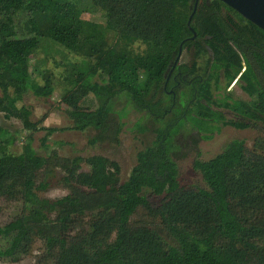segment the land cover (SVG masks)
<instances>
[{
    "label": "trees",
    "instance_id": "16d2710c",
    "mask_svg": "<svg viewBox=\"0 0 264 264\" xmlns=\"http://www.w3.org/2000/svg\"><path fill=\"white\" fill-rule=\"evenodd\" d=\"M80 1L0 0V113L19 121L25 131L39 129L20 105L33 88V73L44 74L29 65L33 47L42 43L93 57L91 51L100 43L95 33L100 27L80 19ZM91 1L121 27L126 44L152 45L153 64L139 79L129 67V55L113 49L96 55L94 67L113 86L104 89L87 78L86 58L64 63L70 89L61 94L60 103L69 129L93 130L92 143L115 139L123 124L112 102L125 99L156 124L153 140L137 154L123 182L118 165L102 156L70 159L61 179L67 194L48 200L36 193L46 187L37 183L45 161L31 139L25 138L19 153H8L14 140L0 127V198L34 208L33 216L23 213L0 229L10 239L0 258L14 260L36 236L43 245L40 264H264V139L259 154L232 140L212 158L193 160L191 167L204 188L181 187L170 159L184 125L197 134L215 130L211 123L221 117L212 107L231 112L245 125L264 126V33L219 0H197L189 23L192 39L186 21L194 0ZM15 16L24 19L26 29L17 37L7 29ZM179 48L190 60H177L176 81L167 80L172 93H165L162 85ZM220 77L225 86L242 82L248 100L215 98ZM155 84L167 95V105L162 99L147 100ZM89 95L93 109L83 105ZM135 127L140 133L147 130L139 123ZM146 194L160 197L155 207ZM138 211L156 223L133 222Z\"/></svg>",
    "mask_w": 264,
    "mask_h": 264
},
{
    "label": "rangeland",
    "instance_id": "374dc122",
    "mask_svg": "<svg viewBox=\"0 0 264 264\" xmlns=\"http://www.w3.org/2000/svg\"><path fill=\"white\" fill-rule=\"evenodd\" d=\"M79 16L82 21L100 27L95 31L96 38L100 43L96 51H91L93 57L75 56L56 47L51 46L49 48L42 43L32 49L29 65L35 66L37 70H43L44 74L41 77L33 73V88L23 95L20 105L30 112L29 121L37 123L39 129L25 131L19 121L3 119L0 113V127L4 130L6 137L10 136L14 140L13 144L7 148V152L19 153L25 138L29 137L33 150L44 159L45 165L38 173L37 183H44L46 187L36 193L40 198L48 200H55L67 194V189L62 186L61 182L64 174L62 169L74 157L86 158L97 155L115 162L119 167V182H123L135 165L137 154L153 140L151 129L156 125L146 118V114L136 111L131 104L128 105L125 99H115L112 102V110L113 113L122 116L119 122L123 124L115 139L112 137L108 141L92 143L90 139L95 135L93 130L76 132L69 129L70 122L64 113L65 107L60 103L61 94L70 89V85L65 79L66 66L64 63H79L86 58L90 64L87 78L104 89H113V86L107 82L104 74L94 67L96 55L109 49L129 55L131 57L129 67L135 70L139 79L145 77L146 72L150 70L153 64L152 45L148 42L139 41L126 44L120 39L121 27L116 26L115 20L104 15L91 0L79 2ZM7 29L10 35L14 37L24 34L26 32L24 19L21 16H15L11 27ZM98 30L99 33H97ZM189 60L188 53L181 52L177 63H188ZM240 84L244 85L242 82ZM240 86L237 83L234 84L233 81L225 86L224 79L220 77L218 88L212 92V95L215 98H226L229 102L247 101L248 98ZM160 90V85H153L149 89L147 100H154L155 102L162 99L163 104L167 105V95H163ZM84 99V106L88 105L91 109L95 107V101L90 95ZM88 102L89 104H87ZM212 109L217 111L221 117L218 122L211 123L215 127L213 132L197 134L187 124L175 137L174 143L178 147L170 155V159L176 165L177 181L181 187L204 188L200 176L191 167L192 161L195 159L205 161L212 158L229 141H243L246 150L253 148L252 150H255L257 154L261 153L258 146L264 139L263 125L260 123H256V126L245 125L246 122L241 121L225 109L213 107ZM121 110L123 111L121 112ZM112 119L116 120L114 114ZM137 123L147 128L146 132L140 133L135 127ZM48 130L54 131L46 136ZM200 136L207 138L201 139ZM80 171L86 172L87 168L81 165ZM146 195L149 203L155 207L160 197ZM23 213L33 216L34 208L21 200H7L1 197L0 229L14 217ZM131 220L140 224L154 225L156 223L147 218L141 211L136 212ZM9 240V236L0 235V250L8 247ZM43 254L41 240L33 236L29 246L23 252L20 251L14 260L0 258V264H40L44 259Z\"/></svg>",
    "mask_w": 264,
    "mask_h": 264
},
{
    "label": "water",
    "instance_id": "95a60500",
    "mask_svg": "<svg viewBox=\"0 0 264 264\" xmlns=\"http://www.w3.org/2000/svg\"><path fill=\"white\" fill-rule=\"evenodd\" d=\"M224 5L235 11L244 20L254 25L257 29L264 33V0H219ZM197 0H194L193 8L186 21V27L192 34V38L195 37V33L189 27L190 19L194 12ZM180 54V48L174 59L173 66L177 62Z\"/></svg>",
    "mask_w": 264,
    "mask_h": 264
},
{
    "label": "flooded vegetation",
    "instance_id": "af4514ba",
    "mask_svg": "<svg viewBox=\"0 0 264 264\" xmlns=\"http://www.w3.org/2000/svg\"><path fill=\"white\" fill-rule=\"evenodd\" d=\"M175 68L176 66L174 65H171V68L168 70V72L166 73V76H165V81L162 85V90L165 92V93H172V90L167 88V80L170 78L172 79L173 81L175 80L176 81V78H175V75H176V72H175ZM167 88V89H166Z\"/></svg>",
    "mask_w": 264,
    "mask_h": 264
}]
</instances>
